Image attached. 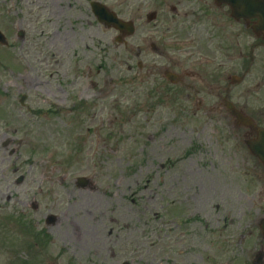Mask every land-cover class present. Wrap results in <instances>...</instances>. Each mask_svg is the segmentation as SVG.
Returning <instances> with one entry per match:
<instances>
[{
	"label": "rangeland",
	"instance_id": "1",
	"mask_svg": "<svg viewBox=\"0 0 264 264\" xmlns=\"http://www.w3.org/2000/svg\"><path fill=\"white\" fill-rule=\"evenodd\" d=\"M73 3L0 0V264H201L253 243L237 225L255 207L264 215V194L252 200L264 189L258 164L230 158L212 116L121 84L126 52L111 33H83L75 18L89 17ZM58 8L72 31L57 29ZM71 42L87 64L71 59ZM79 176L92 188H77ZM19 220L39 226L26 234ZM33 234L44 243L28 250Z\"/></svg>",
	"mask_w": 264,
	"mask_h": 264
},
{
	"label": "flooded vegetation",
	"instance_id": "2",
	"mask_svg": "<svg viewBox=\"0 0 264 264\" xmlns=\"http://www.w3.org/2000/svg\"><path fill=\"white\" fill-rule=\"evenodd\" d=\"M73 1L89 17L83 23L75 18L83 33L115 35L114 47L126 52L123 63L129 66L126 81L131 88L152 86L166 99L181 100V111L213 115L228 135L230 158L241 163L252 160L260 169L256 178L264 180V166L253 154V148L264 153L259 147L264 137L260 134L264 131V27L259 20L263 11L253 13L246 3L243 17L235 18L230 7L217 5L215 0ZM71 5L67 9H72ZM94 5L105 6L126 26L115 29L99 23L92 11ZM57 24V29L71 26L63 8H58ZM76 45L71 42V59L87 64L88 55ZM98 84L91 80L90 87L99 91ZM63 105L56 101L55 108L65 110L67 105ZM86 107L78 104L77 111L81 113ZM263 194L260 188L252 200L260 201L256 198ZM262 217L255 207L253 221L249 217L238 224L243 237L254 238L253 243L223 261L208 256L201 264H264V237L259 228Z\"/></svg>",
	"mask_w": 264,
	"mask_h": 264
},
{
	"label": "water",
	"instance_id": "3",
	"mask_svg": "<svg viewBox=\"0 0 264 264\" xmlns=\"http://www.w3.org/2000/svg\"><path fill=\"white\" fill-rule=\"evenodd\" d=\"M219 1H221V2H227V3H230V1H231V3H239L240 2V0H219ZM249 2H250V0H249ZM263 2H264V0H263ZM0 43H2V44L4 43V40H3L2 36H1V34H0ZM77 184L79 186L85 185L83 179H79V181L77 182Z\"/></svg>",
	"mask_w": 264,
	"mask_h": 264
}]
</instances>
